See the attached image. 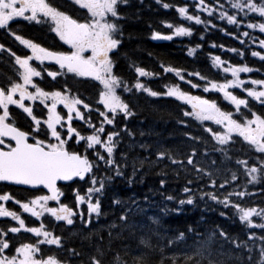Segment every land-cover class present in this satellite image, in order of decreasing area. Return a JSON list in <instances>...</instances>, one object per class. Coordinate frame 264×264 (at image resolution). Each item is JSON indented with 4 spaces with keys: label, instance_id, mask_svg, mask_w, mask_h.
<instances>
[{
    "label": "snow or ice",
    "instance_id": "6c2138e0",
    "mask_svg": "<svg viewBox=\"0 0 264 264\" xmlns=\"http://www.w3.org/2000/svg\"><path fill=\"white\" fill-rule=\"evenodd\" d=\"M74 2L86 10L83 19L73 18L59 10L50 0H0V30L5 31L13 43L18 42L28 50L24 54H17L13 47L0 42V61L7 57L14 69L13 76L0 80V182L27 186L33 193H40L21 201L8 191L0 192V218H10L15 222L14 225L0 227V264H70L71 260L81 258V251L65 248L64 238L55 231L60 225L55 222H63L67 226L78 222L88 229L83 239L91 243L93 237L97 238L94 251L87 256V264H105L109 254L111 264H148V252L133 249L129 244L115 249L112 242L136 226V216L147 217L153 224L160 223L155 216L148 215L155 205L156 195L168 202H175L177 211L184 205H193L197 199L206 202L207 198L225 209H233L239 220L250 229L264 231V207L243 203L246 196L255 194L241 185L237 171L225 168V174H221L215 160L210 165L203 162L213 153L221 154L222 163L231 162L229 153L239 142L235 137H239L261 155L256 160L237 158L234 163L238 171L250 178L247 184L257 181L258 175H264V112L258 114L252 111L249 100L251 98L264 105V78L241 77L242 73L260 72V69L249 67L246 63H232L215 55L211 58L212 67L225 74L223 79L161 63L162 71L159 72L134 66L135 79L130 82L116 71V65L124 42L121 22L128 18L126 10L133 7L134 0ZM136 2L143 4V0ZM156 3L165 10L174 9L180 19L191 24L185 26L183 23L162 20L161 23L170 32L165 34L153 30L151 38L154 40L171 41L175 37H190L195 31L192 25H201L204 31L218 29L237 39L241 45H246L247 41L248 49L254 46L264 50V38L247 30H258L264 35V0H184L182 4L156 0ZM17 18L47 25L71 50L53 51L31 38H25L19 34L18 28L12 27ZM213 21L226 22V25L220 27ZM228 25L233 26L232 31L228 30ZM200 39H204L203 33ZM200 47L202 45L197 44L188 48V55H193ZM211 47L217 45L212 43ZM219 47L225 48L223 44ZM226 50L242 59L245 56L244 48ZM250 55L264 62V51L251 50ZM34 61L37 63L34 64ZM45 61L54 62L58 69L52 70V65H45ZM45 74L52 81H57L58 77L66 79L59 88L45 90L41 86ZM68 74H72L71 77ZM166 74H173L175 80L164 83L160 90H154L142 79L156 77L167 81ZM75 77H87L99 82L98 99L94 104L72 90L67 80ZM192 89L202 94L194 95ZM237 89L240 94L235 91ZM123 93L173 98L190 106L181 112L177 123L187 128L190 127L189 120L198 121L203 135L186 131L184 136L190 150L183 154L167 148L150 150L149 145L141 143L139 147L148 155L133 158L130 165L129 152L120 146L125 143V137L133 136L128 126L129 120L138 113L130 101L122 98ZM204 94H218L233 110H225L218 99ZM36 102L46 109V113L40 116L34 114ZM60 105L62 109L58 111ZM10 106L22 110L26 118H30L27 130L16 125L14 110ZM243 109L248 110V115L243 113ZM64 110L66 112L62 115ZM237 114L241 119L234 118ZM74 121H79L80 129L87 134H82L74 126ZM206 122L217 127L213 128ZM72 140L78 145L82 144V152L70 150L69 141ZM165 161L168 163L156 173L161 177L158 189H149L142 197L133 192L127 199H121L113 192L109 204L111 211L103 210V198L114 181H123L131 188L134 183H143L145 163L151 168ZM168 170L177 177L181 172L189 177L180 190L184 198L166 194ZM137 177L138 180L134 179ZM59 182H71L65 185L70 189V202L62 201V198L68 197ZM194 184L196 187H193ZM261 194L264 195V192ZM9 201L18 205L22 213L34 217L39 224L26 225L21 212L6 206ZM50 202H54V206ZM220 215L226 217L228 214L221 211ZM46 216L51 218L47 224L42 219ZM109 216L110 220L102 222L101 217ZM253 217L261 222L256 223ZM22 230L33 234L35 242H21L18 246L13 244L15 234ZM187 232L198 238L196 247L173 252L166 257L165 248L171 249L176 241L187 239L184 232H179L159 248L160 264H164L165 260H169L170 264H225L221 258L223 253L214 248L217 236L234 250H246L248 264H253L254 252L257 256L255 264H264V235L249 231L246 239H241L220 225H216L204 239H199L201 234L192 225L187 227ZM140 244L145 249H153L150 240L143 237ZM41 245L55 246L67 255L64 259L56 254L37 258ZM81 264L84 262L81 261Z\"/></svg>",
    "mask_w": 264,
    "mask_h": 264
},
{
    "label": "trees",
    "instance_id": "16d2710c",
    "mask_svg": "<svg viewBox=\"0 0 264 264\" xmlns=\"http://www.w3.org/2000/svg\"><path fill=\"white\" fill-rule=\"evenodd\" d=\"M165 2L172 3H184V0H165ZM137 8L139 12L137 14ZM128 18L122 21L124 30V42L123 47L120 50L117 57V72L128 81L132 82L135 79L134 66H142L150 71H162L160 64L165 66L172 65L186 69L187 71H200L202 74L208 75L210 78L223 79L225 74L219 72L212 67V56L219 55L222 59L229 60L232 63H246L249 67L254 69H260V72H252L241 74L242 78H264V62L260 61L258 57H252L250 55L251 50L264 51L256 47L248 49L246 45H241L239 41L232 36L219 31L218 29L209 28L204 31L201 25H192L195 29L192 36L175 37L173 40H161L159 42L154 41L151 38L153 30L160 31L165 34L170 32V29L163 26L162 20H167L175 24L183 23L185 26H189L191 22L183 21L179 18L178 13L174 9H163L156 3V0H143V4L140 5L134 0L133 7L126 10ZM191 11V8H190ZM220 27H224L226 22L213 21ZM229 31L233 30V26H227ZM245 29H241L243 31ZM251 34L260 38H264V35L260 34L258 30L247 29ZM203 33L204 39H200V35ZM215 43L217 47H211V44ZM197 44L202 47L197 48L193 55H188V48L195 47ZM223 44L224 49H221L219 45ZM236 48L245 49V56L242 59L234 52L227 51L226 49ZM151 54V55H150ZM129 65H133L130 67ZM167 81L162 78L148 77L145 79L147 83L154 89L160 90L164 83L174 82L175 78L173 74H166ZM230 78V77H228ZM187 90V89H185ZM237 94H240L239 90H235ZM192 94H202L197 89L191 90ZM206 96L211 95L212 98L218 99L221 102V106L225 110L231 111L232 108L226 102L222 101V97L218 94H204ZM122 98L130 101L135 107L134 111L138 114L134 118L129 120V128L133 131L132 137H125V143L122 147L125 151L129 152V163L133 158H143L148 155L143 149L139 147V144L144 143L150 146V150H164L171 149L174 153L178 152L183 154L189 151L187 138L184 136L186 131H191L193 135H203L200 131L198 121L189 120L190 127H185L177 123V119L181 116V112L185 109H189L190 106L183 105L182 102L176 101L173 98H152L147 94L130 96L127 93L122 94ZM250 100V108L252 111L259 113L264 112V105L259 102ZM245 115H248V110H242ZM95 116V114H93ZM237 119H241L238 115ZM209 126L216 128L217 126L206 122ZM239 142L236 143L229 155L232 157L231 162L224 161L223 157L219 153H213L205 161V164L210 165L212 160L216 161V165L220 167L221 174L224 173V169L228 168L232 171H237L240 176L241 185L246 186V190L250 193H254L252 197H245L243 203L247 206L258 205L264 207V175H258L257 181L247 184L249 177H245L242 171H238L234 161L237 158L256 160L261 154L256 153L253 148L247 145L242 138L235 137ZM154 159V155L152 157ZM168 162L163 164L149 167L145 163L143 183H134L129 188L123 181L116 180L110 186V190L107 196L103 198L102 208L104 211H111L109 208L110 198L115 192L121 199H127L135 192L138 196L142 197L144 193L149 189H158L160 176L156 175L162 167ZM131 171V168H129ZM107 175V173H104ZM189 178L185 173L181 172L179 177L175 173L168 170L166 194H172L178 196V198H184L181 193V188L185 184L186 179ZM134 179H139L134 178ZM193 187H196L194 184ZM208 190V189H205ZM155 205L149 216H155L160 223L153 224L147 219V217L136 216L134 221L136 226L131 231H125L120 239L113 240V248L119 249L122 244H129L133 249H139L141 251L148 252L147 261L148 264H160L159 248L166 245L169 238H174L179 232H184L187 239L176 241L171 249L165 248L164 255L171 256L173 252H179L180 250L196 247L197 237L188 234L187 227L192 225L197 228V231L201 234L199 239L207 237L208 233L216 226L220 225L227 230L230 234L238 235L241 239H246V233L254 231L257 235H264V231L259 228H249L246 223L239 220V216L233 209H225L223 205H218L216 202L207 200L201 201L197 199L193 205H184L177 209L178 205L175 202H168L163 200L162 197L156 195L154 197ZM235 199V197H233ZM167 209V211H164ZM224 211L228 215L221 216L220 212ZM203 217V219H202ZM111 217H101L102 222H107ZM256 223L261 221L257 217H253ZM83 230V229H82ZM88 231V229H85ZM84 231V230H83ZM77 232L71 236L68 240V246L76 248L83 253L82 258L87 260L89 253L94 251V247L98 242L96 237H93L91 243L83 239L87 231ZM158 234V235H157ZM104 244H107V231L103 232ZM115 235V234H114ZM150 240L153 245V249H145L140 244V239ZM258 243V242H257ZM214 248L223 253L222 259L225 264H248L247 251L234 250L230 245L217 238L214 241ZM257 256L253 253V264H255ZM105 264H111V254L106 257ZM164 264H170L169 260H165Z\"/></svg>",
    "mask_w": 264,
    "mask_h": 264
},
{
    "label": "flooded vegetation",
    "instance_id": "af4514ba",
    "mask_svg": "<svg viewBox=\"0 0 264 264\" xmlns=\"http://www.w3.org/2000/svg\"><path fill=\"white\" fill-rule=\"evenodd\" d=\"M61 1L70 16L74 18L83 19L86 14L85 9H81L79 5L75 4L74 0H50L52 5L54 6V2ZM66 11V12H67ZM12 27L19 29V34L25 36V38H31L34 42L40 43L41 46L47 47L53 51H70V46L63 43V41L59 40V38L55 35V33L51 32L49 27L45 24L39 25H30V22L24 21L22 18H17L15 22L12 24ZM0 42L6 43L13 47V50L17 51V54H24L28 50L23 49V46L18 45L17 43H13L12 40L7 36L5 31L0 30ZM36 64L37 62H33ZM45 65H52V70L58 69V66L54 65V62L45 61ZM118 70L116 66V71ZM14 69L12 66V62L5 57L3 61H0V80L4 79L5 77L13 76ZM72 74H68L71 77ZM46 77V74H45ZM66 77H58L57 81H52V78L46 77L44 81L41 82V86L45 88V90H53L55 88H59L63 82L65 81ZM68 84L71 86L72 90L77 94L81 95L82 97L86 98L88 102L95 103L98 99V92H99V82L95 81L91 78L86 77H75L72 79L67 80ZM121 92V90H118ZM27 103V102H26ZM14 110L13 118L16 122V125L20 127L22 130H27L29 126V119L26 118V114L22 112L20 109H15V106H10ZM62 109V105L58 106L57 110L60 111ZM66 110H64L61 114L63 115ZM42 113H46V109L43 108L42 105H39V102H36L34 105V114L40 116ZM74 126L80 129V122L74 121ZM82 134H87L84 129H80ZM82 144L78 145L75 140L69 141V148L70 150H79ZM8 191L15 195L17 199L21 201L27 200L33 194H40V193H33L28 188L16 187L8 184L0 183V192ZM67 197H71L70 191L66 193ZM67 198V199H68ZM65 199V200H67ZM51 206H54V202H50ZM6 206L15 210L17 212H21L18 205L13 204L11 201L6 203ZM22 218L25 219V223L28 226H36L39 224V221H36L34 217H30L27 213H22ZM45 220V223H49L51 218L47 216L42 218ZM8 224H15L14 221H11L10 218H0V227L7 226ZM64 238V245L65 248L68 246L70 242L68 239L73 236L74 234H60ZM36 237L33 236L31 233L24 232L23 230L15 234L13 244L17 245L21 242L25 243H34ZM41 252L37 255V258H43L47 255L56 254L59 258L64 259L66 257V253L63 252L61 249H57L55 246L49 245H41ZM83 256V255H82ZM83 261L84 264H87V260L83 259L82 257L79 259L71 260L70 264H80Z\"/></svg>",
    "mask_w": 264,
    "mask_h": 264
},
{
    "label": "water",
    "instance_id": "95a60500",
    "mask_svg": "<svg viewBox=\"0 0 264 264\" xmlns=\"http://www.w3.org/2000/svg\"><path fill=\"white\" fill-rule=\"evenodd\" d=\"M17 186H22V185H17ZM22 187H26L27 188V186H22Z\"/></svg>",
    "mask_w": 264,
    "mask_h": 264
},
{
    "label": "rangeland",
    "instance_id": "374dc122",
    "mask_svg": "<svg viewBox=\"0 0 264 264\" xmlns=\"http://www.w3.org/2000/svg\"><path fill=\"white\" fill-rule=\"evenodd\" d=\"M238 115V114H237Z\"/></svg>",
    "mask_w": 264,
    "mask_h": 264
}]
</instances>
